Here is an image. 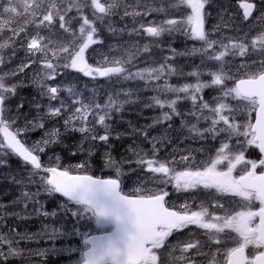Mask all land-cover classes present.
Masks as SVG:
<instances>
[{"label":"snow or ice","instance_id":"6c2138e0","mask_svg":"<svg viewBox=\"0 0 264 264\" xmlns=\"http://www.w3.org/2000/svg\"><path fill=\"white\" fill-rule=\"evenodd\" d=\"M212 5L213 0H0V166L14 154L29 169L26 177H13L22 187L12 210L0 204V264H35L34 256L46 259L60 250L41 246L32 252L21 242L68 235L56 228L3 231L8 217L26 218L14 209L19 203L45 217L62 212L85 221L82 227L94 225L96 234L80 232L81 248L67 249L79 251L78 264H264V28L251 36L243 31L250 20L264 23V0H240L239 14L221 9L215 25L206 28ZM105 30L146 42L114 44L102 38ZM175 33L199 46L181 53L167 46L168 54L157 61L153 48L165 50L164 37ZM177 55L199 57L200 63L185 73L174 62ZM13 57L15 64L6 67ZM22 73L25 78L13 79ZM73 73L111 81V90L103 98L97 86L86 93L63 79ZM28 75L47 103L18 92ZM173 77L193 80L174 84ZM142 100L143 108L160 114L145 125L129 121L125 132H117L113 125L127 106ZM183 101L186 110L178 107ZM162 124L165 129L150 133ZM27 132L41 134L31 147L20 138ZM73 134L75 143L68 139ZM126 136L132 139L125 153L114 155V141ZM58 147L73 156L86 154L75 169H86L99 153L114 176L73 174L61 166ZM47 150L52 155L45 164ZM126 175L136 182L131 193L122 188ZM29 185L35 191L26 190ZM42 194L63 199L49 212ZM181 194L191 203L170 199ZM226 197L243 204L236 210Z\"/></svg>","mask_w":264,"mask_h":264},{"label":"trees","instance_id":"16d2710c","mask_svg":"<svg viewBox=\"0 0 264 264\" xmlns=\"http://www.w3.org/2000/svg\"><path fill=\"white\" fill-rule=\"evenodd\" d=\"M181 33H175L172 36H165L164 39L166 41V47L165 50L161 51L160 49L157 48H153V53H154V58L158 61L159 59H161L163 56L167 55V46H170L174 49L177 50L178 53L184 52L181 49V45H182V40H181ZM183 36V35H182ZM102 38L105 39L106 41H136V40H140L142 42H146V40H144V38L142 37H136V36H131L129 37L128 35H124L121 37H112L110 33H108L106 30L102 33ZM173 41V45H170L169 43H171ZM0 43H3L2 40H0ZM7 51H11V49H8ZM17 56H22L23 55V50L22 49H17ZM6 61H7V56L5 57ZM199 61L198 57H189V56H180L177 55L176 59H175V64L177 66H179L180 68H182L184 70L185 73L192 71L194 66L197 64V62ZM12 63L16 62V57H13L11 60ZM35 66V65H33ZM138 66L139 67H144L145 65L143 63H139L138 62ZM26 73H31V69L26 70ZM26 74L22 73L16 77H14L13 79H15L16 81H20L22 78H25ZM30 75H28L25 79V82L20 84L18 86V92L24 96L26 99L28 100H32L33 98H35L38 101H41V97L39 95V89L34 85V83L32 82V80H29ZM65 80H71L73 82V84L77 85L80 90L85 91L86 93H90L91 89L93 88V86H97L98 87V91L100 92L101 97L103 98V94L107 91H110L111 88L108 85V80H98V81H92L90 78L88 77H83L82 74H76L73 73L70 77L66 74L64 76ZM207 78V77H205ZM193 80L192 77H181V78H177V77H173L172 78V83H179V84H183L185 82H191ZM128 84H123L122 87H128ZM120 87V85H119ZM150 95L149 93H144V96ZM205 96L206 98L209 96V91L206 90L205 92ZM42 103H45L46 101H41ZM145 101H141L138 104L135 105H130L127 106V111L124 113V118L123 120H119L117 122L114 123V128L117 132H125V130L127 129V122L131 121L134 124L137 125H145V124H149L151 123L152 119L156 116H158V108L157 109H147V108H143V103ZM188 106V102L187 101H183L181 102L180 105H178V107H181L182 109L186 110V107ZM32 115L35 114V110L33 109ZM125 122V123H124ZM179 118H174V120L172 121L173 127L178 126L179 123ZM23 123V120H18L17 121V125ZM123 126H122V125ZM124 124L126 125V127H124ZM17 125H12V129L15 130ZM121 125V126H120ZM117 126V127H116ZM123 127V128H120ZM119 128V129H118ZM164 128H166V124H162V125H157L155 128L150 129V133H157L159 130H163ZM118 129V130H117ZM121 129V130H120ZM159 129V130H157ZM120 130V131H119ZM123 130V131H122ZM40 132H27L24 133L21 136V139H23V141L26 144H31L33 141H37L40 139ZM78 134H73L71 135L68 139L70 142L75 143V137ZM131 137H125L122 140H115L114 141V148H113V154L114 155H119L122 153H125V149L127 148L128 144L131 143ZM1 140V138H0ZM144 147L150 148V145L145 144ZM56 155H59L61 157L60 159V164L63 167L64 165H67L69 162L71 161H76V160H80L82 158H84V153H77V155L73 156L71 152H69L67 149L63 148V147H58L55 149ZM52 155V150H47V154H42L43 160L45 162V164H47L49 162V156ZM100 154L97 153L96 156H93L91 159L93 162L89 163V166L86 169H75L74 167H71L72 169H75L77 171L74 172H87L90 173L92 175H97V176H101V177H112L114 176V173H112V171L110 169L104 168L102 166V161H100L97 157ZM5 160L7 161V163L3 166H0V204L3 205H7V210L11 211L12 210V205L11 202L13 200H15L16 197L20 196V194H18V192L20 191L21 187L13 182V177H16L17 179L26 177L27 172L29 169L25 168V165L22 161H20L17 157H15L14 155H9L7 157H5ZM69 165V164H68ZM67 165V166H68ZM69 168V167H68ZM129 177L126 175L123 177V181H128ZM30 191H32V188H29ZM2 196V197H1ZM3 199V200H2ZM63 198H60V200H62ZM41 203L44 204V210H47L49 212L56 210L57 209V205L59 204L60 200L54 198V197H47L45 195H41L40 197ZM10 204V206H8ZM37 209L39 208V205L35 206ZM28 215H26V218L23 220H17L16 217H12V218H7V226L11 227V226H15L17 227L19 230H34L37 228V224L39 223V221H44L47 224L50 225H54L53 223L55 222L56 219H60L62 220L61 222V228H66L70 223H71V216H63L62 212H58L57 217L54 218H50V217H45L43 220L41 219V217H37V218H33L34 213L38 212V211H33V205L29 204L28 207ZM14 209L16 212L21 211L20 209V205H15ZM5 211V209H4ZM25 216V215H24ZM63 216V218L61 219V217ZM11 225V226H10Z\"/></svg>","mask_w":264,"mask_h":264},{"label":"rangeland","instance_id":"374dc122","mask_svg":"<svg viewBox=\"0 0 264 264\" xmlns=\"http://www.w3.org/2000/svg\"><path fill=\"white\" fill-rule=\"evenodd\" d=\"M237 2H238V0H233V1L232 0H213L212 15L209 18L208 23L206 24V28H211L212 26L215 25V23L217 21V14H218V12L221 11V9H227L228 13L235 12V13L239 14V8L237 6ZM247 23L250 25L251 28H245V29L247 30L248 33L251 32V34H255L259 30L264 28V23H261L259 21L253 23L250 20ZM252 30H253V32H252ZM225 31H227L229 35L241 36L240 32L233 33V32H231V31H229L227 29ZM182 35H180V36L181 37L184 36V38H185L184 41L189 44L187 46V49H191L194 45L197 46V47L199 46V42L194 41V40H190L185 35H183V36ZM136 41H140V40H136ZM110 42L114 43V44L118 43V41H110ZM183 45L185 46V44H183ZM237 59L246 60V59H248V57H238ZM12 64H15V63L10 62L9 64H6V67H10ZM33 67H35V66H33ZM63 79L65 80L64 77H63ZM29 80H31V77H29ZM107 82H108L109 87L111 88V81H107ZM122 86H123V84L120 85V87H122ZM45 103H47V102H45ZM53 103H55V102H53ZM158 113L160 114V109H158ZM179 127H180V122L178 123V126H176L174 128L179 130ZM157 130H159V129H157ZM159 131H161V130H159ZM152 134H156V133H152ZM173 139H175V138L173 137ZM34 142L35 141H33L29 145V147H31ZM192 147L195 148V147H197V145L193 144ZM164 151H167V150H162V154H163ZM86 158H87L86 155H84V158L80 159L79 161L78 160H76L74 162L71 161V162L68 163L69 165L68 164L67 165L69 167H73L75 164L83 162V160L86 159ZM199 158H201V157H198V159ZM72 170H75V169H72ZM75 171H77V170H75ZM128 181L135 182L132 179H129ZM241 205H239V207ZM81 222H84V221L83 220H79V223H81ZM45 228L50 231L53 227H50V226H47V225L43 226V224H41V229L40 230L45 229ZM58 230H60V229H58ZM61 231L67 232L68 235L67 236H62V237H59V238H54L51 241L47 237H44L43 240L31 242V243H35L31 247H28L30 249V251H32V252H36L38 249L41 248V246H43V248H49V249H53L54 248V249H59L60 250V251H57V252H55L53 254L48 255L46 259L43 258V257L34 256L33 260L35 261V264H77L78 263V261L80 260L79 251H75L74 250V251L69 252V251H67V249H69V248L79 249V248H81L83 246L81 237H79L80 236V232H82V229L81 228L78 229V224H77V229H76V227H75V229H73V231H78L77 233L76 232H72L70 226H69V229L61 230ZM5 232H7V231H5ZM40 232L35 231L33 233H30V234L40 233ZM78 237H79V239H77ZM22 243H25V242H21V246H24V245H22ZM38 245H40V246H38Z\"/></svg>","mask_w":264,"mask_h":264},{"label":"flooded vegetation","instance_id":"af4514ba","mask_svg":"<svg viewBox=\"0 0 264 264\" xmlns=\"http://www.w3.org/2000/svg\"><path fill=\"white\" fill-rule=\"evenodd\" d=\"M252 158L255 159L256 158L255 155H253ZM126 184L129 186H134V187L136 186V182L126 183ZM169 190L171 191V189H169ZM131 192L132 191L130 190L127 193H131ZM181 195L183 196L182 199L181 198H170V199H175V203L177 205L184 203L185 200H188L191 203V199H190L189 195H187V194H181ZM196 199L199 200L200 197H196ZM225 199L233 201L234 202L233 207L236 208V210H239V205L243 204V201H241L240 198H238V197H226ZM192 207L195 208L196 205L193 204ZM257 207H258V202H257ZM217 214H221V213L218 212ZM185 231H187V230H185Z\"/></svg>","mask_w":264,"mask_h":264},{"label":"bare ground","instance_id":"6f19581e","mask_svg":"<svg viewBox=\"0 0 264 264\" xmlns=\"http://www.w3.org/2000/svg\"><path fill=\"white\" fill-rule=\"evenodd\" d=\"M117 121H119V120H117ZM117 121H116V122H117ZM119 122H120V121H119ZM124 123H125V122H124ZM121 125H122V124H121ZM121 125H120V126H121ZM122 126H123V125H122ZM116 127H117V126H116ZM124 127H126L125 124H124ZM120 128H123V127H120ZM118 129H119V128H118ZM118 129H117V130H118ZM123 129H124V128H123ZM120 130H121V129H120ZM120 130H119V131H120ZM122 131H123V130H122ZM1 197H2V196H1ZM2 200H3V199H2Z\"/></svg>","mask_w":264,"mask_h":264},{"label":"water","instance_id":"95a60500","mask_svg":"<svg viewBox=\"0 0 264 264\" xmlns=\"http://www.w3.org/2000/svg\"><path fill=\"white\" fill-rule=\"evenodd\" d=\"M1 136H2V134H1ZM2 138H3V136H2ZM98 178V177H97Z\"/></svg>","mask_w":264,"mask_h":264}]
</instances>
